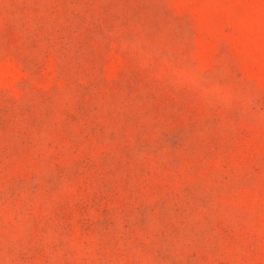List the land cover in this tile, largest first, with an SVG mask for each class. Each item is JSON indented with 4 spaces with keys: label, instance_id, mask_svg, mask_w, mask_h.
I'll return each mask as SVG.
<instances>
[{
    "label": "rangeland",
    "instance_id": "obj_1",
    "mask_svg": "<svg viewBox=\"0 0 264 264\" xmlns=\"http://www.w3.org/2000/svg\"><path fill=\"white\" fill-rule=\"evenodd\" d=\"M0 264H264V0H0Z\"/></svg>",
    "mask_w": 264,
    "mask_h": 264
}]
</instances>
